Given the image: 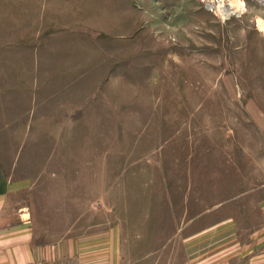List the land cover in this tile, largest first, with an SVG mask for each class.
Returning <instances> with one entry per match:
<instances>
[{
  "label": "rangeland",
  "instance_id": "rangeland-1",
  "mask_svg": "<svg viewBox=\"0 0 264 264\" xmlns=\"http://www.w3.org/2000/svg\"><path fill=\"white\" fill-rule=\"evenodd\" d=\"M218 2L0 0V157L39 241L264 264V0Z\"/></svg>",
  "mask_w": 264,
  "mask_h": 264
},
{
  "label": "crops",
  "instance_id": "crops-1",
  "mask_svg": "<svg viewBox=\"0 0 264 264\" xmlns=\"http://www.w3.org/2000/svg\"><path fill=\"white\" fill-rule=\"evenodd\" d=\"M17 166L7 172L0 157V264H78L70 238L39 241L37 208L21 202L22 196L37 195L35 184L19 176Z\"/></svg>",
  "mask_w": 264,
  "mask_h": 264
},
{
  "label": "bare ground",
  "instance_id": "bare-ground-1",
  "mask_svg": "<svg viewBox=\"0 0 264 264\" xmlns=\"http://www.w3.org/2000/svg\"><path fill=\"white\" fill-rule=\"evenodd\" d=\"M219 4L217 5V9L219 11V14L223 16V18H226V15H229L230 13H234L236 10L242 9L241 4L242 0H236V3H233V1L229 2L230 4L227 5V3H223V0H218ZM241 6V7H239ZM259 27L264 30V20L261 18L258 20Z\"/></svg>",
  "mask_w": 264,
  "mask_h": 264
}]
</instances>
